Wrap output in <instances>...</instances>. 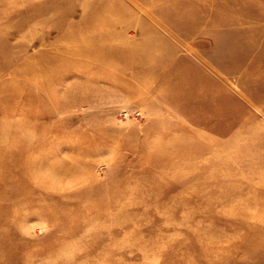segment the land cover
<instances>
[{
    "label": "rangeland",
    "instance_id": "rangeland-1",
    "mask_svg": "<svg viewBox=\"0 0 264 264\" xmlns=\"http://www.w3.org/2000/svg\"><path fill=\"white\" fill-rule=\"evenodd\" d=\"M0 264H264V0H0Z\"/></svg>",
    "mask_w": 264,
    "mask_h": 264
},
{
    "label": "bare ground",
    "instance_id": "bare-ground-1",
    "mask_svg": "<svg viewBox=\"0 0 264 264\" xmlns=\"http://www.w3.org/2000/svg\"><path fill=\"white\" fill-rule=\"evenodd\" d=\"M118 1V0H117ZM141 9V8H140ZM97 14V12L95 13V15ZM102 15V14H101ZM93 19H94V17H93ZM118 27V26H117ZM121 27V26H120ZM205 45V44H204ZM97 51L98 50H95L94 52H93V55L94 56H96V57H98V55L96 54L97 53ZM74 52V51H73ZM85 52V51H84ZM93 58V57H92ZM64 69V68H63ZM71 71H73V70H71ZM26 225V224H25Z\"/></svg>",
    "mask_w": 264,
    "mask_h": 264
}]
</instances>
